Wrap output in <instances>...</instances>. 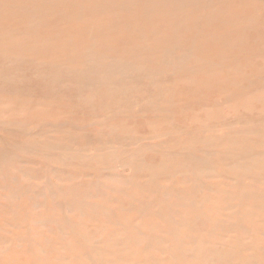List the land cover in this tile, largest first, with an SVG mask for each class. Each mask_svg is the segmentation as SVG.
I'll use <instances>...</instances> for the list:
<instances>
[{
  "label": "rangeland",
  "instance_id": "rangeland-1",
  "mask_svg": "<svg viewBox=\"0 0 264 264\" xmlns=\"http://www.w3.org/2000/svg\"><path fill=\"white\" fill-rule=\"evenodd\" d=\"M121 1L0 0V264H264V0Z\"/></svg>",
  "mask_w": 264,
  "mask_h": 264
},
{
  "label": "bare ground",
  "instance_id": "bare-ground-1",
  "mask_svg": "<svg viewBox=\"0 0 264 264\" xmlns=\"http://www.w3.org/2000/svg\"><path fill=\"white\" fill-rule=\"evenodd\" d=\"M138 0H122L121 2H120V6H118V7H112V8H110V9H107L106 10V13L107 14H109V15H113V16H117L120 12H122L123 10L122 9H124L127 5H129V4H133V3H135V2H137ZM142 2H144V3H147L148 5H149V7L154 3V0H143ZM157 3H160V4H157L158 5V8L161 6V10L164 8V7H166L168 10H166L165 12H163V13H173V12H178V13H180V12H188L187 14H189V11H191V10H195V11H198V8H196V7H194V5L193 4H191V2H189V0H162V1H158ZM182 6H184L186 9H184V10H182ZM182 10V11H181ZM66 12H69V14L67 13L66 14V18H68V16H70V18L69 19H74V18H77L78 17V14L76 15L75 13H73V12H70L67 8H66V10H65ZM202 12V11H201ZM63 15H65V13L63 12ZM88 15V14H87ZM86 15V16H87ZM93 14H89L88 16H92ZM82 16V14H80V17ZM236 18V17H235ZM186 19H188V16L186 15ZM160 23V22H159ZM164 25V24H163ZM221 26V25H220ZM159 27V26H158ZM163 27V26H162ZM181 27V26H180ZM161 28V27H160ZM193 31V30H192ZM73 32H75V29H74V31ZM237 32V31H236ZM70 39V38H69ZM102 39H105V37H102V38H94V41H92L91 43H88V44H84V45H81L80 47H79V52L80 53H84V50H87V51H90V52H99L100 51V48L102 47V42H103V40ZM10 42H12V41H10ZM120 43V42H119ZM138 43V42H137ZM220 44V43H219ZM21 45H22V43H21ZM78 46V45H77ZM76 46V47H77ZM138 46H140V48H142V49H145L147 52H150L148 49H147V47H146V45L145 44H142V43H138ZM110 48H111V46H110ZM128 48H131V46H128V47H126V49H128ZM19 49H22V48H19ZM78 49V48H77ZM108 49H109V47H108ZM133 49V48H132ZM226 50V49H225ZM136 52H137V50H136ZM234 52H236V50L234 51ZM151 53V52H150ZM244 54V53H243ZM177 55V54H176ZM132 57H134V56H132ZM131 57V58H132ZM131 58H129V59H127L126 60V62H129L130 61V59ZM80 62V60L79 59H72V60H69V64H78ZM119 66H123L124 64H118ZM9 67V66H8ZM188 67V66H187ZM232 68V67H231ZM233 69V68H232ZM225 70V69H224ZM147 72V71H146ZM71 73V72H70ZM69 73V74H70ZM74 74V73H73ZM56 75V74H55ZM54 76V75H53ZM59 76V75H58ZM68 76H70V75H68ZM199 78H200V76H198ZM225 77V76H224ZM143 81H144V79H143ZM211 81H212V78H211ZM35 82V81H34ZM227 82V81H226ZM64 83V82H63ZM65 84V83H64ZM63 84V85H64ZM130 85V84H129ZM217 85V84H216ZM37 86H38V84H37ZM202 87V86H201ZM221 87V86H220ZM187 88V87H186ZM200 88V87H199ZM57 89V88H56ZM55 90V89H54ZM181 91H183V90H181ZM186 92H188V91H186ZM32 93V92H31ZM61 93V92H60ZM132 93V92H131ZM88 94V93H87ZM75 95V94H74ZM98 94H96V96H97ZM113 95V94H112ZM129 95V94H128ZM189 95H190V91H189ZM56 96H58V94L56 95ZM71 97V96H70ZM114 98H116V97H114ZM57 99V98H56ZM65 100V99H64ZM107 101H108V99H106ZM130 100H131V98H130ZM61 101V100H60ZM73 104V103H72ZM97 104H98V102H97ZM67 105V104H66ZM87 105V104H86ZM54 105L52 104V106L51 107H53ZM84 106V105H83ZM68 106H66V108H67ZM74 107V106H73ZM54 108V107H53ZM52 108V110H54ZM109 108V107H108ZM51 109V108H50ZM68 109V108H67ZM74 109V108H73ZM77 109V108H76ZM99 109V108H98ZM98 109L97 110H95V111H98ZM66 110V109H65ZM161 110V109H160ZM79 111V110H78ZM107 111V110H106ZM130 111H132V110H130ZM88 112V111H87ZM102 113V112H101ZM97 114V113H96ZM115 114V113H114ZM108 117V116H107ZM118 118V117H117ZM118 120V119H117ZM110 122V121H109ZM112 122V121H111ZM108 123V122H107ZM252 139V138H251ZM263 161V160H262ZM262 161H259V163L260 162H262ZM105 162V161H104ZM256 163H258V162H255V164ZM262 163H264V162H262ZM105 165V164H104ZM242 165V164H241ZM244 166V165H243ZM205 170V169H204ZM122 192V191H121ZM16 203V202H15ZM102 206V205H101ZM35 225V224H34ZM84 242V241H83ZM110 243V242H109ZM89 247V246H88ZM113 261V260H112ZM154 261V260H153ZM114 262V261H113ZM118 262H119V260H118ZM121 262V261H120ZM155 262H156V260H155ZM120 264V263H119Z\"/></svg>",
  "mask_w": 264,
  "mask_h": 264
}]
</instances>
